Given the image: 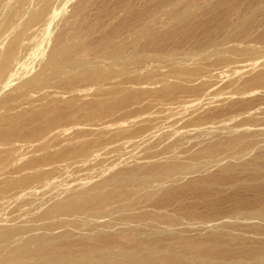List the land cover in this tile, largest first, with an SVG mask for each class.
I'll return each instance as SVG.
<instances>
[{
  "label": "bare ground",
  "instance_id": "obj_1",
  "mask_svg": "<svg viewBox=\"0 0 264 264\" xmlns=\"http://www.w3.org/2000/svg\"><path fill=\"white\" fill-rule=\"evenodd\" d=\"M70 1L11 0L0 15V264H264V131L215 122L263 106L251 15L186 48L218 0L58 31Z\"/></svg>",
  "mask_w": 264,
  "mask_h": 264
},
{
  "label": "rangeland",
  "instance_id": "obj_2",
  "mask_svg": "<svg viewBox=\"0 0 264 264\" xmlns=\"http://www.w3.org/2000/svg\"><path fill=\"white\" fill-rule=\"evenodd\" d=\"M9 1H11V0H8V1L7 0H0V5H1L0 6V15L2 13V10L5 8L6 3L9 2ZM73 1L69 2V6L70 7L74 3ZM79 2L81 4H79ZM160 2H164V0H160V1L159 0H92L91 2H88V4H86L87 2H85L84 0H78V1L75 0V3L73 4V6L71 8L68 7V4H67V6H66V8H67L66 15H67V17L69 19L67 18L68 21H67V19H64L66 21L63 22L64 23V24H62L63 27L59 28L58 31L63 30L65 28L64 25H72V24H77V28L78 29H82V27L83 26L85 27L86 24L91 23L92 21L96 22L98 19L100 20V18H101V20H105V19L107 20V17L109 19L110 15H112L114 18H119L120 17L119 19H121V18L125 17V14L122 12V10L124 8L130 7L132 5L133 6H137V7L144 6V5H147V6H154L155 5V6H157V5L160 4ZM217 2L218 3L215 4V5H214V3H212V4H210L209 6L206 7V13H207V15L205 16L206 18H203V19H201V20L196 22V25H198L199 23L203 24L204 25V26H202L203 29L201 28V29H198L196 31L194 30L195 34L193 33L192 41L189 43L190 45L188 44V45L185 46L186 48L196 45L198 42H200V40L202 42L203 41L207 42L213 36L215 38V36L217 35L216 31L212 35H211V33L214 31V29L216 30L217 28H219V24H221L222 18H225L226 20L227 19L228 20H233L232 18H236L235 14L244 15L245 13L246 14L249 13L251 15L250 23L252 24V26L250 24V32L252 34L251 36L254 38L253 41H258L259 39L264 38V11H261V12L258 11L257 12V11L254 10V4H256V5L263 4L264 5V0H218ZM116 8H118V9L121 8L122 10L121 9L117 10ZM247 9H248V11H246ZM215 10H216L217 13H215V15H214V14H212L213 13L212 11H215ZM236 10H238L239 12L237 11V13H235ZM67 12L69 13V16H68ZM206 13H204V14H206ZM65 18H66V16H65ZM213 20H215L214 21L215 23H213ZM67 22H69V23H67ZM252 29H253V31H252ZM217 31H218V34H219L217 36H220L222 32H220V30H217ZM191 34H192V32H191ZM204 34H206V35H204ZM36 36L38 38V39L36 38V40H38L37 42L40 43L42 38H43L42 33H41V35H39V36L36 35ZM25 62L27 64L21 65V67L22 66H24L23 68L27 67L29 60L26 61V59H24V61H22L23 64ZM30 67H28V68H30ZM226 83H229V82H227V80H225V82L222 85H220V87H225L227 85ZM225 95H228V93L225 92ZM228 96H230V95H228ZM252 96H255V95H252ZM251 99H253V98H251ZM262 105L263 106H261V107H263V110H262L261 107H260L261 110H259L260 108L257 107V105H255V104L248 105V112L244 111V110H241L239 106L231 107L230 109L232 111L230 109H225L224 110L225 113H224V111H221L218 114V116H217L218 118L215 120V122L218 125H219V123H220V125L221 124H225V125H229V126L237 125L239 127L237 129L238 131H241L242 129L243 130H247L248 129V131H254V130H257L258 127H259L258 130H263L264 131V103ZM222 106H224V105H222ZM181 124L182 123H178L177 125H179V126L178 127H177V125L175 126V129L180 134L185 133V132L188 131V129L186 131V129L183 126V124L182 125ZM243 124H245V125H243ZM181 131H183V132H181ZM262 146L264 147V143H263ZM186 147H187V145H186ZM196 149H197V147H196ZM262 150H263V152L261 153V155H263V157H264V149H262ZM67 172L69 174L71 173L70 171H67ZM67 172L64 173L65 178H66L65 174ZM84 172H86V171H84ZM84 172H82L80 174H77V175H72L74 173H71L70 176H69V174H67V177L69 179L68 181L70 182V181H72L74 179H79V181H82V180L86 179L87 172L86 173H84ZM238 190H239L238 188H234L232 190L233 195H235V193H237ZM238 195L242 196L243 194H242V192H240V194H238ZM248 195L250 197L249 199L253 200V203H255V205H256V201L259 199V197H257L258 196L257 193L256 192H249ZM199 208H200V210H202L201 208H203V207H199ZM227 208H229V206H222V207H217L216 210L219 211V213L217 212L218 214L223 216V215L229 214L230 209L228 210ZM206 210L207 209L204 207V209L202 211H206ZM222 211H224V213ZM8 214H9V216H17V214L14 211V207H12V209L10 208V210L8 211ZM233 215H234V218H236L237 222H239L237 224L239 225L240 228H244V225L250 226V225L255 224L254 219L244 218L238 213H235Z\"/></svg>",
  "mask_w": 264,
  "mask_h": 264
}]
</instances>
